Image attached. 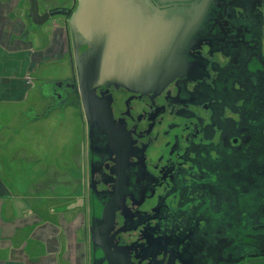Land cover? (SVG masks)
Segmentation results:
<instances>
[{"label": "flooded vegetation", "instance_id": "obj_1", "mask_svg": "<svg viewBox=\"0 0 264 264\" xmlns=\"http://www.w3.org/2000/svg\"><path fill=\"white\" fill-rule=\"evenodd\" d=\"M184 1L152 0L153 4L161 9L171 8L175 5H190L202 0ZM76 6L77 4L72 0L70 7H60V9H72L76 8ZM61 16L63 19L60 22L65 24L68 30L67 48L65 50H67L66 57L71 68V58L73 62L75 61L74 36L68 26L69 18L64 15ZM53 18L50 20L52 21ZM203 21L199 31L186 50V58L190 63L188 76L169 83L161 94L142 95L109 83L96 90V96L103 103L109 105L116 127L126 128L133 143L129 153L124 201L115 214V225L109 232L108 237L112 251L122 254L130 264H198V262H202L204 257L202 250L204 244L213 242L201 231L203 229L200 227V225H203V211H206V214L207 211L211 212V217L209 218L211 222L204 227L206 231L212 230V233H214L218 230L217 226V229H208L215 222L210 197L214 194L213 188L216 189L215 184L220 180L217 151L226 154L230 147L224 146L223 143L214 144L215 134L211 129H208L210 131L209 143L204 144L199 140L195 141V143L191 141L185 149L184 159L188 147H203V145L207 144L210 147L213 160L211 163L212 167L207 169L204 162L201 161L203 153L199 151L198 159H196L198 162L191 163L196 168L195 175H197L190 173L189 176L194 182L191 191H197V196L191 198L194 200L193 213L195 217L192 222L190 223L189 221L183 228L181 225L176 224L174 228H170L168 213L163 217L156 216L160 218L154 216L151 220L146 215L148 220L145 221L146 219L143 220L140 213L135 210V208L139 209L138 207L141 206L146 195L153 196L156 194V190L160 189L170 177L176 175L183 177L186 171V168L173 171L172 167L165 172H159L158 175L150 171L147 161L152 158L150 154L152 144L159 142L161 139L160 134L153 137L155 128L165 123V117L183 118L182 120L184 121L192 120L190 122L196 123L197 138L206 140V136L209 133L207 128L202 126V117L196 110L210 113L209 121L211 125L218 123L220 118L218 106L222 98L220 94L226 93V88L224 89L223 87L221 89L220 86L224 82L222 77L225 76L226 81L224 83H227L232 90L237 86H242L241 80L244 75H248L250 79L256 81V77L252 76L256 73L252 69H260L262 68V62L264 63L262 58V34H260L262 32V21H264V0H212ZM60 22L57 21V24H60ZM246 32L252 37L249 44L244 41ZM252 43L255 47L251 46ZM205 46L209 48L207 57L202 52ZM89 49V46H84L80 53H85ZM217 54L227 55L226 57L229 60L221 70H219V61L215 56ZM256 61L258 62L256 63ZM73 71L77 75L76 68ZM73 71L71 68V79L67 84H63V88L67 91L66 95L74 99L80 109L81 98L77 90V83L73 78ZM258 74L262 75V72ZM188 84H194L197 87L196 91L188 92ZM261 85H263V82ZM258 87L261 86L258 85ZM55 94L57 95L58 93L56 92ZM82 113V195L85 196V199L87 198V201L92 198L103 204L100 213H97L94 206L89 208L86 232L91 246V252L89 253V256H91L90 264H109L103 251L92 244L91 229L92 227L98 228L101 225L103 209L113 196L117 179L116 157L110 148L108 136L100 133L96 128L91 132V124L88 123L84 110H82ZM143 123H146V125L141 127ZM173 128L176 129L175 123L169 125L170 130ZM238 139L233 140L232 144H238ZM177 141L178 138L174 137V147L171 153H179L177 151ZM87 153L90 156L89 165L87 164ZM182 157L183 154L181 159ZM181 161L183 162L184 160L182 159ZM86 171L88 176H86ZM208 179L210 182H207ZM133 181H135L137 186L146 182L140 188V195L143 196L141 201L135 197L134 193L127 192V186H132ZM65 184L69 185L70 183L68 181ZM100 186L104 188H100ZM203 186L207 187V189H204ZM183 194L186 195L187 191H184ZM70 195H73V193ZM158 200L162 203L164 198L159 197ZM127 202H131L130 209H127ZM195 202H198L197 204L199 205H196ZM87 204L89 205V201ZM162 207L160 205L159 211L156 210L157 215H163L160 212ZM149 221L150 225L144 231H138L145 224H149ZM93 223L94 226H92ZM127 233L136 236L137 244H129L125 241L123 242V239L121 240V237ZM214 260L218 261L219 258L216 257ZM208 264H212V261H209Z\"/></svg>", "mask_w": 264, "mask_h": 264}, {"label": "rangeland", "instance_id": "obj_2", "mask_svg": "<svg viewBox=\"0 0 264 264\" xmlns=\"http://www.w3.org/2000/svg\"><path fill=\"white\" fill-rule=\"evenodd\" d=\"M38 2L41 13L60 7H70L72 4V0H38ZM22 7H24L25 15L28 16L29 1L24 0ZM62 19V16H55L52 21L57 22ZM52 21L50 20L43 26H36L33 23L29 25L37 29L42 27L49 29L53 27ZM260 34H262V58L264 59V21H262V32ZM244 36V41L249 44L252 40L251 35L246 32ZM251 46L255 47L253 43ZM202 52L207 57L209 48L205 46ZM215 56L219 61V70H221L229 61L226 57L227 55L217 54ZM62 60H52L51 56L47 55L43 57V63L37 64L33 62L32 76L34 87L29 93L26 111H24L28 119L22 125L24 126V132L29 143L28 150H33L35 156L39 159L38 165H27L25 171L28 175H26V178L30 180V183L34 184L41 178L43 182H47L49 178L58 181V183L54 182L53 188L56 189V193L60 196L58 200L60 213L65 211L64 209L67 207L63 199L64 194L73 193L69 197L80 194L79 196L81 197L83 186V126L81 113L75 100L67 96V91L63 88L69 82L71 76L68 61L66 58ZM252 70L256 73L252 75L256 77V81L250 79L248 75H244L241 80L242 86H237L232 90L227 83H224L226 81L225 76L222 77V81L224 82L220 86L221 89L223 87L224 89L226 88V93L220 94L222 98L218 106L220 114L218 123L211 125L209 121L210 113L196 110L202 117V126L206 127L209 133L206 136V140L197 138L196 123L190 122L192 120L184 121L182 120L183 118L165 117V123L155 128L153 137L160 134L161 139L159 142L152 144V151L150 152L152 158L147 161L150 171L155 175H158L161 171L165 172L171 167L173 171L181 168H186V171L183 177L176 175L165 181L160 189L156 190V194L153 195L154 197L146 195L145 200L138 207L139 209L135 208L143 220L146 219L145 221H147V216L151 220L154 216L163 217L166 213L168 215L177 214L181 210L179 208V206L181 207L180 203L183 204L190 201L186 200V197L192 198L197 196V191H191L194 182L189 176L190 173L192 175L196 174V168L192 164L198 162L196 160L198 159V152L202 151L201 161L204 162L207 169H210L213 161L210 147L207 144L203 145V147H188L184 159L185 149L191 141L195 143V141L199 140L204 144L209 143L210 131L208 129H211L215 134L213 139L214 144L223 143L224 146L230 147L226 154L217 151L220 180L215 184V187L222 195L219 211L213 214L214 219L217 220L216 224L218 223L217 227L218 229L222 228L221 230L226 232L227 236H231V233L239 235L244 243L249 242L248 236L255 239L251 243L257 244V241L259 242V239L262 237V222H264V217L262 218V208L264 206V145L262 148V144L257 143V140H261V138L257 137L262 136L260 131H262V116L264 115V63L262 62V68ZM259 72H262V75H259ZM262 82L263 85H261ZM59 84L62 86H59ZM257 84L261 87H258ZM196 88L194 84L187 85L188 92L196 91ZM56 92L58 93L57 95L55 94ZM46 111L48 115L52 116L51 119L49 116V121H44L42 126L35 127V116L45 114ZM174 123L176 124V129L170 130L169 125ZM145 125L146 123H143L141 127ZM251 127L260 129V131ZM174 137L178 138L177 151L179 153H171L174 147ZM252 137L257 144L251 145ZM235 139H238L239 142L236 145L232 144V141ZM182 154L183 162L181 161ZM87 155V164L89 165V153ZM169 160L170 162H168ZM22 165L21 169H24L25 164L22 163ZM36 167L37 169L34 170ZM17 169L20 168L17 167ZM32 170L33 172L30 175ZM87 171L86 174L88 173ZM68 181L70 184L66 185L65 183H68ZM145 183L143 182L140 186H137L135 181H133L132 186H127V192L134 193L135 197L141 201L143 196L140 195V188ZM29 188L32 189V186ZM100 188L104 187L100 186ZM204 189H207V187H204ZM184 191H187L186 195L183 194ZM45 192L46 190L43 189L42 193ZM159 197L164 198L162 203L158 200ZM88 201L89 208L90 206H94L97 213L102 211V203L92 198ZM127 203V209H130L131 202ZM197 203L195 202L196 205H199ZM78 205H80L79 208H77ZM82 205V202H76L75 209L83 212ZM160 205L163 206L160 211L163 215H157L156 210L159 211ZM185 213L186 208H183L180 218L187 224L188 216L186 215L185 217ZM209 216H211V212L207 211V217ZM168 219L170 228H174V221L171 218ZM148 223L138 231H144L150 225V221ZM183 227L184 225H182ZM200 227L204 228L205 225H200ZM208 229L217 228L213 224ZM122 239L123 242L125 241L129 244H137L134 234L127 233L121 237ZM243 250L242 246L238 249V251Z\"/></svg>", "mask_w": 264, "mask_h": 264}, {"label": "crops", "instance_id": "obj_3", "mask_svg": "<svg viewBox=\"0 0 264 264\" xmlns=\"http://www.w3.org/2000/svg\"><path fill=\"white\" fill-rule=\"evenodd\" d=\"M23 2L0 0V264H90L87 198L64 194L67 207L60 213V196L53 188L57 181L49 178L43 182L41 178L34 184L26 178L27 165H38L39 161L33 150H28L22 126L28 119L24 111L34 87L32 65L43 63L47 55L52 60H68V30L60 21H52L49 29L31 27ZM71 73L70 68V76ZM49 116L51 119L47 111L36 115L35 127L49 121ZM263 145L262 141V148ZM213 191L210 199L216 213L222 195L214 188ZM76 202H82L83 212L75 209ZM221 229L213 233L212 243L204 244V257L198 264H264V222L257 244L251 243L255 239L250 236L244 243L239 235L227 236ZM241 246L244 250L238 251Z\"/></svg>", "mask_w": 264, "mask_h": 264}, {"label": "water", "instance_id": "obj_4", "mask_svg": "<svg viewBox=\"0 0 264 264\" xmlns=\"http://www.w3.org/2000/svg\"><path fill=\"white\" fill-rule=\"evenodd\" d=\"M28 1L29 17L36 26L55 16L69 18L75 45V61H70L72 71H77L73 78L80 93V111L84 110L91 132L96 128L108 136L116 157L113 196L103 209L101 225L91 229V242L103 251L109 264H130L112 251L108 237L124 201L133 143L126 128L116 127L109 105L96 96V90L109 83L142 95L161 94L169 83L187 77L186 50L212 0L167 9L155 6L152 0H74L76 8L44 13L38 0ZM84 46L90 49L81 54Z\"/></svg>", "mask_w": 264, "mask_h": 264}, {"label": "trees", "instance_id": "obj_5", "mask_svg": "<svg viewBox=\"0 0 264 264\" xmlns=\"http://www.w3.org/2000/svg\"><path fill=\"white\" fill-rule=\"evenodd\" d=\"M252 129H256V128H254V127H251ZM256 130H258V131H260V129H256ZM262 131H264V115L262 116ZM262 131H260L261 132V134H262ZM255 137V136H254ZM257 138H261V140L260 141H258L257 140V143L258 144H262V141L264 142V134H262V136H259V137H257ZM254 140H253V137H252V141H251V145L252 144H257ZM207 176V175H206ZM207 182H210L209 181V179L207 180ZM190 200V201H188L187 203H180V205H181V207L179 206V208L181 209L180 210V212L179 213H177V214H173V215H168L169 216V218H171V220L172 221H174V224H176V225H187V224H185L182 220H181V218H180V216H181V212L183 211V208L185 209L186 208V213H185V217H186V215L188 216L187 218V223H189V221H190V223L192 222V220L195 218L194 217V213H193V209H194V201H192L193 199H191V198H189V197H186V200ZM191 208H192V210H191ZM203 215H204V218H203V225H205V226H207V225H209L210 224V217L211 216H209V217H207V214H206V211H203ZM176 217V219L174 220V218ZM216 222H217V220L215 219V222H214V225H215V227L217 226V224H216ZM219 222V221H218ZM213 224H211V226H212ZM202 232H203V234H206L207 236H208V238H210V239H212V236H213V233H212V230H210L209 232L208 231H206V229L205 228H203L202 230H201ZM202 234V235H203Z\"/></svg>", "mask_w": 264, "mask_h": 264}]
</instances>
